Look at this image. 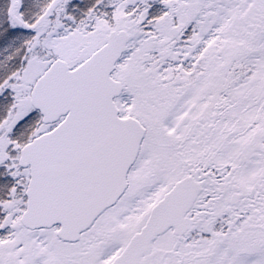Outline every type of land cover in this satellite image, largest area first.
<instances>
[{
    "label": "snow or ice",
    "instance_id": "obj_1",
    "mask_svg": "<svg viewBox=\"0 0 264 264\" xmlns=\"http://www.w3.org/2000/svg\"><path fill=\"white\" fill-rule=\"evenodd\" d=\"M0 264H264V0H0Z\"/></svg>",
    "mask_w": 264,
    "mask_h": 264
}]
</instances>
